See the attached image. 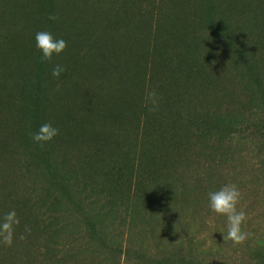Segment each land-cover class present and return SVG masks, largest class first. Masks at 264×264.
<instances>
[{
  "label": "rangeland",
  "instance_id": "rangeland-1",
  "mask_svg": "<svg viewBox=\"0 0 264 264\" xmlns=\"http://www.w3.org/2000/svg\"><path fill=\"white\" fill-rule=\"evenodd\" d=\"M39 31L67 42L51 62ZM45 123L59 135L41 148ZM232 183L251 233L236 247L208 199ZM11 210L0 264H264V0H0V219ZM86 212L117 253L87 240Z\"/></svg>",
  "mask_w": 264,
  "mask_h": 264
},
{
  "label": "clouds",
  "instance_id": "clouds-1",
  "mask_svg": "<svg viewBox=\"0 0 264 264\" xmlns=\"http://www.w3.org/2000/svg\"><path fill=\"white\" fill-rule=\"evenodd\" d=\"M49 19L56 20L57 17L50 16ZM36 48L41 53L42 61L51 62L54 56H59L67 48L64 39H56L48 31H39L35 35ZM214 62V61H213ZM65 71L64 67L57 64L52 70L53 77H59ZM147 99L152 103L149 109L152 112L158 110V102L154 91L147 94ZM57 135L59 129L51 123L42 124L36 133L31 135L32 141L39 147L51 142ZM209 207L218 216L226 218L227 234L223 240L231 241L232 246H240L249 238L251 233L243 230V225L248 217L243 209L238 208L241 202V192L235 183L225 184L219 190L208 193ZM20 224L17 212L11 210L0 219V244L11 247L16 226ZM25 233L30 234L31 229L25 225ZM19 239H26V235L21 234Z\"/></svg>",
  "mask_w": 264,
  "mask_h": 264
},
{
  "label": "trees",
  "instance_id": "trees-1",
  "mask_svg": "<svg viewBox=\"0 0 264 264\" xmlns=\"http://www.w3.org/2000/svg\"><path fill=\"white\" fill-rule=\"evenodd\" d=\"M254 61V56L253 54L247 50V48L244 49V53L242 54V64H245L247 66V62L248 61ZM249 71L251 73H253L255 76H257L258 80H260V77H259V74H258V69L254 66H249ZM254 69V71H253ZM252 70V71H251ZM229 125L226 126V128H224L221 132L224 134V135H227V134H230L229 132ZM230 143V140L227 141V144ZM49 166V169L51 171H53V167L48 164ZM60 189L62 190V195H63V198L65 199L64 200V204L65 206L67 207V204L70 206V208H67V211L68 212H71L72 214H74L76 216V213H77V210H78V205L80 206L81 205V201H82V198L76 193L75 189H74V183H72L70 180H67V181H64L63 183L60 184ZM81 195V194H80ZM85 220L83 222V225H82V232L83 230L85 231V233L88 235L87 237V240L89 241H93L94 238L96 240H98L102 245V247H105V245L107 246H110L111 243H106L105 244V241L108 240L107 237H106V232L104 230V228L98 223V221L96 219H92L91 217L89 218V214L86 212L85 213ZM79 220V221H77ZM73 221L77 222L78 225H80V219H78L77 217L73 219ZM91 236V237H90ZM56 242H51L50 243V247H47L46 249H44V256L50 258L53 254V256H55V247ZM112 247V250L114 252H118L119 251V247L117 245H113V246H110ZM138 256L139 257H144L146 256L145 252H143L142 249H138ZM42 255V254H41ZM147 260H149L148 258H146ZM181 261H183V257L182 259H180Z\"/></svg>",
  "mask_w": 264,
  "mask_h": 264
}]
</instances>
